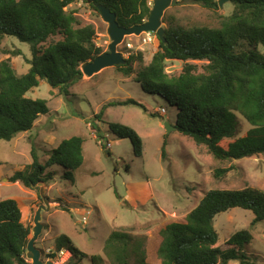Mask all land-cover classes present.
I'll return each mask as SVG.
<instances>
[{
    "label": "trees",
    "instance_id": "trees-1",
    "mask_svg": "<svg viewBox=\"0 0 264 264\" xmlns=\"http://www.w3.org/2000/svg\"><path fill=\"white\" fill-rule=\"evenodd\" d=\"M177 1L218 8L214 0ZM229 2L233 12L222 16L218 27L185 29L168 25L164 28L166 42L159 40V49L148 65H142L140 53L126 59V65L116 67L126 75L135 74V82L145 93L164 95L174 103L178 108L176 130L196 145L207 147L219 161L264 155V0ZM76 3L87 5L99 15V6L108 8L116 14L119 25L127 29L146 23L153 8L148 0H0V45L4 38L15 37L27 43L32 52V59H26L30 69L22 75L10 59H0V140L11 142L30 132L39 118L49 113L46 100L27 97L40 81H47L60 95L68 96L70 89L84 78L82 66L105 53L96 43L95 27L82 25L77 12L70 9ZM174 60L185 65L178 77L170 78L166 63ZM191 61L205 62L203 71L199 72ZM135 62L140 63L137 70L133 68ZM124 104L146 110L133 100ZM102 114L103 111L97 115V123ZM238 116L252 126L242 137H237ZM94 126L99 133L98 124ZM109 128L118 137L130 139L136 154L141 155L142 140L136 131L115 123ZM83 142L80 137L63 141L44 165L32 150V162L15 172L10 181L33 189L40 183L49 185L55 175L49 171L52 167L68 172L79 169L84 162ZM225 173L220 169L216 176ZM236 208L253 212L252 226L263 222L264 191L252 186L210 190L184 221L161 227L156 260L159 264H258L256 257L245 251L253 240L249 230L235 233L225 248L218 246L215 219ZM31 236V227L24 223L19 204L13 199L1 200L0 264H30L26 252ZM64 249L72 258L80 254L70 240L57 242V252ZM146 254L143 264L151 261ZM50 258H55V254ZM127 258L116 262L129 264ZM91 261L101 264L98 256H92Z\"/></svg>",
    "mask_w": 264,
    "mask_h": 264
},
{
    "label": "rangeland",
    "instance_id": "rangeland-1",
    "mask_svg": "<svg viewBox=\"0 0 264 264\" xmlns=\"http://www.w3.org/2000/svg\"><path fill=\"white\" fill-rule=\"evenodd\" d=\"M148 1L153 7L154 0ZM214 1L218 3L217 9L183 2L169 7L162 18L163 28L168 25L185 29L218 27L221 17L229 16L234 7L229 0L222 6L221 0ZM70 9L77 12L82 25L95 27L97 45L108 52L111 40L101 15L82 3ZM124 40L137 41L133 36ZM158 49L155 45L142 50L136 46L125 59L141 53L145 66ZM118 51L126 52L121 44ZM261 52L264 54V50ZM0 59H10L13 68L22 75L30 69L26 59H32V52L27 43L6 37L0 45ZM190 64L202 72L205 62ZM184 65L182 61H168L166 72L170 78L178 77ZM139 66V62L133 64L136 70ZM135 76L119 72L116 67L107 68L92 77L84 76L68 96L60 95L42 80L27 97L46 100L49 113L41 116L30 132L11 142L0 140V201L15 200L23 212L24 223L31 229L39 206L44 204L40 193L42 187L45 189L51 208L42 213L43 232L36 242L44 261L93 264L91 257L98 256L101 264H117V259L124 262L126 257L129 264H143L147 253L146 257L151 256L147 264H159L156 260L161 241L157 236L159 230L164 225L184 221L207 192L247 186L264 191V155L219 161L207 147L196 145L178 130L168 133L166 124L176 128L177 106L164 95L145 93L135 82ZM129 100L144 105L146 110L124 104ZM161 109L166 113H160ZM102 111V120L97 123V115ZM113 123L136 131L142 140L140 156L130 139L118 137L110 130ZM96 124L99 133L94 131ZM237 126V137L252 129L241 116L237 117ZM72 137L84 141V162L79 169L68 172L59 166L52 167L49 171L55 175L49 185L41 183L33 189L10 181L15 172L32 162V150L44 165L52 151ZM220 169L227 173L216 176ZM254 217L252 211L240 208L217 216L214 226L219 236L218 246L225 248L231 236L249 230L253 240L245 251L255 256L258 264H264V221L252 226ZM66 240L80 252L78 258H72L65 249L62 255L57 254V242L66 243ZM54 252L55 258H50Z\"/></svg>",
    "mask_w": 264,
    "mask_h": 264
},
{
    "label": "water",
    "instance_id": "water-1",
    "mask_svg": "<svg viewBox=\"0 0 264 264\" xmlns=\"http://www.w3.org/2000/svg\"><path fill=\"white\" fill-rule=\"evenodd\" d=\"M224 1L225 0L220 1V6H222ZM181 3V1L177 0H154V5L148 21L143 25H137L129 29L119 25L115 13L111 12L104 6H99L97 9L103 21L108 25L107 32L111 43L107 53L100 55L92 62L86 63L82 66L84 76L92 77L107 68L126 65V59L123 57V54L118 51L119 45L123 43L126 37L140 36L145 32H154L157 34L159 40L165 43V30L162 25L163 15L169 7L177 6ZM176 129L177 128L166 124V130L168 133ZM42 185H45V183H42ZM44 190L45 189L42 187L40 193L44 204L39 206L35 214L34 227L31 229L32 236L27 245L26 257L31 264H55L53 260L44 261L42 259V251L36 246V242L43 232L42 213L49 211L51 208L48 199L45 197Z\"/></svg>",
    "mask_w": 264,
    "mask_h": 264
},
{
    "label": "built area",
    "instance_id": "built-area-1",
    "mask_svg": "<svg viewBox=\"0 0 264 264\" xmlns=\"http://www.w3.org/2000/svg\"><path fill=\"white\" fill-rule=\"evenodd\" d=\"M135 39H137L136 43L133 41H129V40H124L123 43L121 44L122 49L125 50L126 52H121L123 54V57L125 58V56H129L130 52L133 51L134 49H136V46H138L139 49H143L146 46H152L155 45V47H158L159 44V38L157 36L156 33L154 32H145L143 34H141L140 36H133ZM162 114H165L166 111L164 109H161L159 111ZM86 219H83V222L85 223ZM48 253H51V250L47 251ZM56 252L52 253L55 254ZM64 253V250L59 251L57 254L58 255H62Z\"/></svg>",
    "mask_w": 264,
    "mask_h": 264
}]
</instances>
